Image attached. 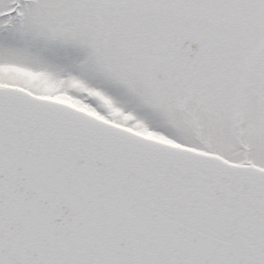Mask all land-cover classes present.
<instances>
[{"label": "water", "instance_id": "water-1", "mask_svg": "<svg viewBox=\"0 0 264 264\" xmlns=\"http://www.w3.org/2000/svg\"><path fill=\"white\" fill-rule=\"evenodd\" d=\"M0 264H264V172L0 87Z\"/></svg>", "mask_w": 264, "mask_h": 264}, {"label": "rangeland", "instance_id": "rangeland-1", "mask_svg": "<svg viewBox=\"0 0 264 264\" xmlns=\"http://www.w3.org/2000/svg\"><path fill=\"white\" fill-rule=\"evenodd\" d=\"M234 28L264 35V0H0V85L71 103L159 141L264 167V123L232 125L226 77L215 110L205 98L188 104L176 75L171 90L156 92L150 74L163 45L189 35L219 42ZM214 51V62L230 63L225 51Z\"/></svg>", "mask_w": 264, "mask_h": 264}, {"label": "flooded vegetation", "instance_id": "flooded-vegetation-1", "mask_svg": "<svg viewBox=\"0 0 264 264\" xmlns=\"http://www.w3.org/2000/svg\"><path fill=\"white\" fill-rule=\"evenodd\" d=\"M202 10L204 9H200L199 11ZM235 27L238 28L237 25ZM236 28H234L232 35L225 37V40L219 42H206L202 38H199L201 47L200 56L191 61H182L177 57L175 43L163 45L157 59L153 61L155 76L158 78L162 74L165 75L162 80H154L153 87H155L156 92L161 91L166 85L170 89L172 87L171 78L173 75H176L182 79L185 85V99L188 104L194 98H198L199 100L205 98L203 99V103L209 100L216 110L222 104V78L224 76L226 77V88L224 89H230V92L227 91L226 94L232 95L229 99L232 109V125H236L238 129H242L244 123L247 125L246 129L250 127L254 128L255 123L262 125L264 123V35L259 33L260 36L258 38L257 36L253 38L251 31L246 30V32L242 33ZM259 32H264V28L259 30ZM238 33L241 34L243 40L240 41V38L237 36ZM180 38L182 37H178V39ZM254 39L258 41L256 52L253 49ZM239 47L240 49H238ZM245 47L246 52L244 56L234 59V56H238ZM212 49H221V52L225 51V58L228 61L231 60L230 63L223 67L224 63L221 58L219 62H214L216 57L215 51ZM161 53L162 55H160ZM223 68H225V71ZM207 87L210 89V92L208 95H205L204 90ZM212 111L214 112V110ZM242 117L243 120L241 119Z\"/></svg>", "mask_w": 264, "mask_h": 264}]
</instances>
